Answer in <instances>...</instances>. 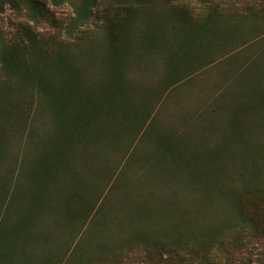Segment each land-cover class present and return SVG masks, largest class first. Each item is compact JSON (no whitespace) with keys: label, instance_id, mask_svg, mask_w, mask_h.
I'll return each instance as SVG.
<instances>
[{"label":"rangeland","instance_id":"1","mask_svg":"<svg viewBox=\"0 0 264 264\" xmlns=\"http://www.w3.org/2000/svg\"><path fill=\"white\" fill-rule=\"evenodd\" d=\"M17 1L0 5V264H264L262 226H242L264 215V195L246 196L243 215L230 192L264 185V106L245 107L251 95L238 90L249 75L239 68L264 51V0H96L82 25L80 0ZM69 62L79 85L119 79L125 92L105 95L112 117L93 114L87 133L71 125L61 140L93 108L90 92L50 106ZM230 116L241 132L225 146ZM59 140L69 157L53 174L42 157ZM203 145L234 153L208 157L224 168L222 191L200 189ZM41 185L48 207L23 218Z\"/></svg>","mask_w":264,"mask_h":264},{"label":"trees","instance_id":"2","mask_svg":"<svg viewBox=\"0 0 264 264\" xmlns=\"http://www.w3.org/2000/svg\"><path fill=\"white\" fill-rule=\"evenodd\" d=\"M5 2L9 3L13 7L18 6L17 0H0V5H2ZM95 3H96V0H80L79 2H71V7L73 8V10L75 12L76 24H78V25L84 24V22L86 21L88 15L90 13L89 9H90L91 5H94ZM32 6H33V8H35L38 11V13L40 15H44L41 12L39 7L34 6V5H32ZM172 22H174L176 25H180V22L177 19L172 20ZM172 24H171V26H172ZM263 55H264V51H262L260 54L258 53L254 57L250 58L249 61H247L245 64H243L239 68V72H238L239 75L243 72V76H244L245 72L247 71V73L249 74L248 77L251 78V76H252L255 79L254 82H249L247 79L248 77L243 78V81L238 86L239 92H243L247 88V90L249 91V93L251 95V97H249L250 100L248 102H245V104H243L247 108L255 107L256 105H259V104L264 106V85H262V83L257 81L259 79L258 77H260V73H261L259 62L262 59L261 56H263ZM0 61H1V59H0ZM59 62L61 63V61L58 58H55L52 60L51 64L53 66H56L59 64ZM3 66H4V64H3ZM65 68L67 70V76H60L61 77L60 80L66 81V78L64 79L63 77H69V80L64 83V86H62V88L59 90L55 87H51V88L47 87L49 97H50V99H52V100H50V103H51L50 106L57 113L62 112L65 109H67L68 106L73 105L72 104L73 99H70L69 97H72V95L74 93L81 95V94H85V93L90 92L92 94V96H88L87 98L90 99L89 100V106H93V108H90L91 111H89V112L91 114L86 112L84 114L79 115V117L83 118V120L82 119L80 120V118H79L80 124L75 119V121L72 120L73 123H69L68 125H66L63 128L64 129L63 133L65 136L59 135L61 137V140H62V137H69V132L73 130V128H68L71 125L72 126L77 125L79 127H82V128H78L79 130L76 133V135L80 132H86V128H88L90 126V125H88L87 119H88V117H90L93 114H98V113H100V111L102 113H105V111H107L108 112L107 117H109V115L112 117V115L117 112V109H115L114 107H109L108 110H103V108L105 107L104 106V104H105L104 99L106 98L105 95L108 92L112 96L115 95L114 97L117 98V100L119 101L122 97V96L120 97V95L124 91L123 85L119 82V79L115 80L108 87V89H105V84H101V85L99 84L95 88H87L84 85V83L79 85L78 73L74 70L71 63L69 62V64H67V67H65ZM34 71H36V70L34 69ZM29 73H30L29 69L24 70L22 72V76L24 77V76L28 75ZM36 75L38 76V73H36ZM32 76L33 75H31V77ZM37 83H38V85H41V82H39V79L37 80ZM56 91H62V93L56 94ZM94 93L99 94V96H93ZM101 100H102V102H100ZM121 105H122V107H120V108L124 111H127V109H130V105H129L128 101H127L126 105L124 104V102ZM104 109H106V108H104ZM233 119L235 120V116H233ZM234 120L232 123L231 116L229 119L227 118L225 120L226 124H233V128H230L229 136H227L226 141L224 143L225 146H231L232 143H234L235 138L239 137V135H240L241 128L238 127L237 122H236L237 120H235V121ZM88 130L89 129H87V132H88ZM101 131L103 132L102 129H101ZM61 140H59V142H58L59 144H57V147H58L57 150H55V148H53L51 146H47L44 148L47 151V153H45L43 155V157H42L43 161L44 162L47 161L50 164H52V166L54 167V170H55L53 172V174L55 172H58L59 165L62 162L61 158L63 159V158L69 157L68 156V154H69L68 149L70 147H68V145H63L61 143ZM229 141L231 143H229ZM177 142H178V145H177V147H173L171 154L174 156L173 158L175 160L184 159L182 152L179 150L180 149V143L184 144L183 138H181ZM238 142L242 143L239 140H238ZM221 146L222 145H217V146L214 145L212 148H210L211 150H209L208 148H206V150H204V147H206V146L203 145L202 146L203 150L201 148L200 150H197V153L193 154V158L196 161H198L200 164L206 163L208 168H210V169H204V171H202V173H200V174L204 175L202 178L205 179L204 184H202L200 186V189H203V190H209L210 189L212 191L217 192L218 190L222 191L225 188L222 183L220 184L221 181H219L217 179V177L219 176V174H221V172L223 171L224 168H222L220 165H216L215 162L213 165V160H208V157L211 155H213V158H215V160H216V157H221V156H225V155H230V158H232L234 153L232 151L225 153V149L223 150V148H221ZM193 151H195V150H193ZM225 159L229 160V161L232 160V159H227V158H225ZM40 160H38V162ZM38 162H37V165H38ZM209 163H211V164H209ZM199 168L202 169L203 166H199ZM36 186H38V185H36ZM49 190L50 189L45 185H41L40 188L36 187L35 194H34V195H36V197H35V199H36L35 203L36 204L33 206H36L37 210H35V214H33L32 212H29L26 215L27 212H25L23 214V218L28 219L29 217L30 218L34 217V221L37 219V217L42 212V211L38 210V208L41 207V204L43 203V205L45 204L48 207V200L46 198L49 197V195H51L50 194L51 192ZM230 192H231L232 200H233V202H235L234 205L236 207H238L237 208L238 212L243 214V215H246L244 213V206H243V202H242L243 199H245L246 196L264 195V185H260L257 187L246 186L244 188L231 190ZM9 204L11 205L12 201ZM43 205H42V207H43ZM24 223L25 222H22L21 224H24ZM242 226L244 229L245 228L256 229L257 226H262V229L264 230V215L261 216L259 219H256L255 217H252V216H245L242 219ZM21 227H23V226H21ZM31 228L32 227H30V231H31ZM1 231H2V229L0 230V232ZM5 249L7 250L8 248L5 247ZM8 253L12 254V249H10Z\"/></svg>","mask_w":264,"mask_h":264}]
</instances>
